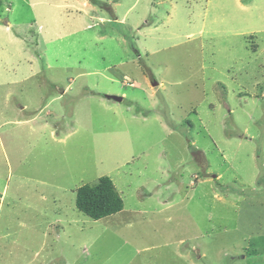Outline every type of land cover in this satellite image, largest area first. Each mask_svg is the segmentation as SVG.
Wrapping results in <instances>:
<instances>
[{
	"label": "rangeland",
	"instance_id": "374dc122",
	"mask_svg": "<svg viewBox=\"0 0 264 264\" xmlns=\"http://www.w3.org/2000/svg\"><path fill=\"white\" fill-rule=\"evenodd\" d=\"M54 1L34 75L0 48V264H264V0H27ZM103 175L123 208L94 220L74 191Z\"/></svg>",
	"mask_w": 264,
	"mask_h": 264
},
{
	"label": "crops",
	"instance_id": "0c3cea01",
	"mask_svg": "<svg viewBox=\"0 0 264 264\" xmlns=\"http://www.w3.org/2000/svg\"><path fill=\"white\" fill-rule=\"evenodd\" d=\"M23 1L27 2V0H23ZM71 1L72 2L66 1V0H61V3L60 4L56 3V5L69 7V6L76 3L80 9H82V8L84 9V13H83L84 16H88L86 14L88 9L90 11H91V9L92 10L95 9V7H94L95 4L93 5L90 0H71ZM28 2H29V0H28ZM28 2H27V5H28V7L31 11V14H32V18L29 19V21L17 22V21H13L12 19L11 20L5 19L4 21H0V48H1V50H3L2 52H4V51L7 52L8 54L12 55L11 57H16V56L19 57L15 63H11L10 66L8 67V62L10 61L11 57L6 56V58H7L5 60L6 64L4 63L1 71L8 72L10 67L12 68V70H16V68H18V66H20V64L22 62H24V63H28L27 68H28L29 72H27L26 76H32V75H34V73H36V71L39 68H36L35 65L33 64V62L35 60H37L38 58L32 52H30V50L28 51V46H26V43H28L27 38L28 39L31 38V36L28 34V32H29L28 26L31 23L35 24L36 14L40 15V11H41V9H43L48 14V17L46 19L54 25L53 30H55V1L53 3L48 4L49 6H46V8H44V6L41 7L40 4H37L38 2H36V3H33V2L28 3ZM119 4H120V0H115L113 2V6H114L115 11L118 10ZM37 9L39 11H36ZM11 10L14 11V7H12ZM37 12H39V13H37ZM100 18H102V17H100ZM13 25H14V27L17 28V29H14V32H12ZM89 27H90V25H86V28H89ZM38 28L41 30L43 29L42 25H40V27L38 26ZM21 34H23V35H21ZM45 36H46V38L43 36H42V38L46 39V40L49 39L48 35H45ZM8 47H11L12 50L11 51L8 50ZM15 51H16V56H14ZM0 79H3V81H7V79H9V77L7 76V73H4V74L0 73ZM1 84H2V82H0V85ZM41 85L44 86V91L49 90V85H45L43 83H41ZM65 90L66 89H63L62 92H64ZM107 94H114V93H107ZM104 97L107 100H113V99H108L107 95ZM55 99L59 100L60 95L56 96ZM113 101H115V100H113ZM42 112H43L42 109H39L37 111V113L34 114L32 119L38 120L40 118ZM45 113H46V110H45ZM52 114H53V120H55V114L54 113H50L48 115H52ZM48 115H45L46 118H48L47 117ZM30 122H32L31 118L24 120L23 123L24 124H30ZM43 122H44L43 127H51L50 136L54 137L56 134L55 133V124H53V125L49 124L48 120L45 119V117L43 119ZM74 193H75V191H74ZM60 205H62V204H60ZM69 207L70 206L62 205L61 210L54 211L53 215L50 217V220L47 222L48 227L52 228L53 227L52 225L56 222V219L63 218L66 220V223H68V221H70V219L73 220V218L70 216V213L68 211ZM53 221H54V223H53ZM59 225H61V227H62L61 229H63L64 232L68 233V230L66 228H68L69 226H65L62 224H59ZM67 225H69V224H67ZM49 229H47V230H49Z\"/></svg>",
	"mask_w": 264,
	"mask_h": 264
},
{
	"label": "trees",
	"instance_id": "16d2710c",
	"mask_svg": "<svg viewBox=\"0 0 264 264\" xmlns=\"http://www.w3.org/2000/svg\"><path fill=\"white\" fill-rule=\"evenodd\" d=\"M75 206L91 219L98 220L121 211L123 199L112 179L103 175L94 185L83 184L76 188Z\"/></svg>",
	"mask_w": 264,
	"mask_h": 264
},
{
	"label": "water",
	"instance_id": "95a60500",
	"mask_svg": "<svg viewBox=\"0 0 264 264\" xmlns=\"http://www.w3.org/2000/svg\"><path fill=\"white\" fill-rule=\"evenodd\" d=\"M152 85H157L156 81H152ZM108 99H113L115 101H121L122 100V96L121 95H107Z\"/></svg>",
	"mask_w": 264,
	"mask_h": 264
},
{
	"label": "clouds",
	"instance_id": "9594fccd",
	"mask_svg": "<svg viewBox=\"0 0 264 264\" xmlns=\"http://www.w3.org/2000/svg\"><path fill=\"white\" fill-rule=\"evenodd\" d=\"M152 81H154V80H152ZM151 84H152V82H151ZM157 85H158V83H157Z\"/></svg>",
	"mask_w": 264,
	"mask_h": 264
}]
</instances>
